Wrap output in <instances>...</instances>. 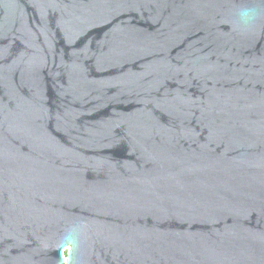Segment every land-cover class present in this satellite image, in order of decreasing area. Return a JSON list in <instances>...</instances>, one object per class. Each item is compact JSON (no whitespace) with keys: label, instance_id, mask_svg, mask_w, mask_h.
Returning <instances> with one entry per match:
<instances>
[{"label":"water","instance_id":"water-1","mask_svg":"<svg viewBox=\"0 0 264 264\" xmlns=\"http://www.w3.org/2000/svg\"><path fill=\"white\" fill-rule=\"evenodd\" d=\"M0 264H264V0H0Z\"/></svg>","mask_w":264,"mask_h":264},{"label":"clouds","instance_id":"clouds-1","mask_svg":"<svg viewBox=\"0 0 264 264\" xmlns=\"http://www.w3.org/2000/svg\"><path fill=\"white\" fill-rule=\"evenodd\" d=\"M249 15V11L248 10H244L242 13H241V16L242 17H247Z\"/></svg>","mask_w":264,"mask_h":264}]
</instances>
